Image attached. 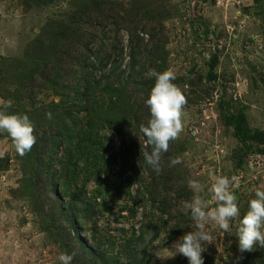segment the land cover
Listing matches in <instances>:
<instances>
[{
  "label": "rangeland",
  "instance_id": "1",
  "mask_svg": "<svg viewBox=\"0 0 264 264\" xmlns=\"http://www.w3.org/2000/svg\"><path fill=\"white\" fill-rule=\"evenodd\" d=\"M52 22L78 43L49 59L32 49ZM86 41L91 67L116 57L94 72ZM0 69V264H259L264 0H0Z\"/></svg>",
  "mask_w": 264,
  "mask_h": 264
},
{
  "label": "trees",
  "instance_id": "2",
  "mask_svg": "<svg viewBox=\"0 0 264 264\" xmlns=\"http://www.w3.org/2000/svg\"><path fill=\"white\" fill-rule=\"evenodd\" d=\"M76 32H77L76 29H71L70 27L65 26L64 24L57 25L55 22H52L49 29L43 30L41 37L38 38L37 42L39 44L38 45L39 49L37 47L33 48L34 45H32L31 48L28 50V54L31 51V49L33 48L32 50H34V52H37V53L41 52L42 55L46 54L47 58L50 59L52 52L59 45H61L62 41L67 42V43H71L72 45L73 44L75 45L78 43V35H76ZM42 39H44V40H42ZM88 41L83 42V44L80 45L79 48H76V50L78 49V51H79V52H77L76 56L82 61L83 64H85V65L89 66L91 69H93L94 72L97 69H100V68H103L104 66L106 67L107 65H109L110 64V62H109L110 58L114 59L116 57L114 51L110 50L108 53H103V55L99 58V62H98L97 67H91V65L89 64V58L88 57H89L92 50L89 47L90 42H88ZM43 47H45L47 51L44 50ZM130 59H134V58H130ZM2 62L3 63H9L8 61H2ZM32 63L34 64L33 65V73L34 74H36L37 72L43 71L42 74L40 72L41 79H42L43 76L45 75V73H48V70L43 69L41 67V65L38 64V62L33 60V59H32ZM212 67H213V63H211V68ZM0 71H1V69H0ZM59 72L62 73L61 71H59ZM34 74L30 75L31 79H33V77L35 76ZM24 80H25V78H24ZM79 83L80 82L76 83L75 85H77ZM92 83H93V80L87 82V85H80L79 87H76V91L78 92V94H80V95L76 96V98H78L77 102L82 103V106H83V104L87 103L89 100L90 94H88V90H89V87ZM19 85L21 88H23L22 83H19ZM50 89L56 90V86L53 84V86ZM14 92L18 94V92H20V90L17 89V90H14ZM51 105H55V104L53 103ZM81 107L79 106L78 108L81 110ZM0 110H3V109H0ZM69 113L70 112H66V114H69ZM47 115L48 116H47L46 122H48V124L51 125V127H52L53 123H57V124L61 123L60 119H56L57 116L52 115V112L47 111ZM32 118H34V117H32ZM54 120H55V122H53ZM4 122L6 123V125L3 128H0V134L5 132V130H7L11 124V122L8 121L7 118L4 120ZM226 122L231 123L234 126L236 135L239 136V138L243 142H246V140L248 142V140L251 137L247 135L248 131H247V128H245V118H244V115L242 113H239L236 116L229 115L227 117ZM63 131L66 132V129L64 128ZM51 135L49 137V142L47 143V145H46V147L42 153L41 161L44 162V165L46 167L47 178L48 179L51 178V179L55 180V178L58 177V172L55 168V164H57L58 161H60V160L59 159L57 160V157L54 154V152L57 150L58 142L54 141V139H55V137L53 136L54 134H51ZM248 147L251 148L252 147L251 144H248ZM20 153L22 156V151ZM26 154H28L29 157H31V155L33 154V150L27 151ZM33 157H34L33 161H36L37 156L33 155ZM4 161H5L4 158H0V163H2ZM33 161H29L28 163L32 164ZM0 166H1V164H0ZM58 195H59V192L56 191V196H58ZM70 204H72V202H70ZM61 212L63 213L62 219L66 220L70 225L74 226L75 222L78 221L77 217L74 218V216L72 215L73 211L71 210L70 205L68 208L66 206H63V209L61 210ZM70 214H71L72 218H71ZM77 240L80 243V246L84 247L82 249L87 250V247H85L83 245V242L81 241V239H77ZM260 251L261 252H260V257H259V264H264V244L260 245ZM186 260H187L186 262H184L183 260H179V259L175 260V261L174 260L173 261L168 260V261H166L164 263H160V264H194V263H189L188 259H186ZM201 262H202V260H199L198 263L200 264ZM139 264H143V261L140 262Z\"/></svg>",
  "mask_w": 264,
  "mask_h": 264
}]
</instances>
